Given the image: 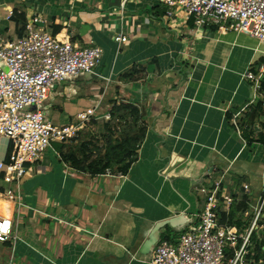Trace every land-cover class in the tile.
I'll use <instances>...</instances> for the list:
<instances>
[{"label": "crops", "instance_id": "0c3cea01", "mask_svg": "<svg viewBox=\"0 0 264 264\" xmlns=\"http://www.w3.org/2000/svg\"><path fill=\"white\" fill-rule=\"evenodd\" d=\"M164 13L158 0H0V34L10 39L40 16L53 35L102 50L97 76L53 86L43 107L51 124L73 122L101 100L105 109L133 104L145 127L126 175L77 173L53 145L18 186L0 171V217L11 219L17 233L0 243V264H152L156 246L180 238L221 176V191H238L233 207L247 197L252 212L244 217L261 204L264 94L246 74L264 85V43L209 26L184 57L182 37L194 38L193 21L182 17L174 31ZM119 34L128 41L116 43ZM257 102L261 111L250 122ZM9 150L0 136V162ZM255 232L264 235V209Z\"/></svg>", "mask_w": 264, "mask_h": 264}, {"label": "built area", "instance_id": "2783aa9c", "mask_svg": "<svg viewBox=\"0 0 264 264\" xmlns=\"http://www.w3.org/2000/svg\"><path fill=\"white\" fill-rule=\"evenodd\" d=\"M158 1L165 7L163 21L167 27L177 31L182 17L193 21L194 38L182 37L184 57L192 54L195 40L209 26L220 33L233 30L264 43V0ZM11 19L8 14L5 21ZM114 41L122 44L128 38L119 34ZM101 57L102 50L97 46L79 47L66 34L53 35L40 16L31 19L21 37L10 39L0 34V136L10 146L7 160L0 162V171L6 183L18 186L53 144L71 142L90 122L110 121V111L101 100L64 126L51 124L43 111L55 84L79 74L97 76ZM246 79L259 89L253 74H246ZM223 183L224 176L212 183L201 212L175 243L165 240L156 246L152 264H254L247 258L250 237L262 218L264 198L254 209L249 227L240 232L222 222V213H228L235 201L225 194L224 186L221 191ZM242 188L248 191L249 186ZM4 195L14 197L11 190ZM16 239L13 221L0 217V243Z\"/></svg>", "mask_w": 264, "mask_h": 264}, {"label": "trees", "instance_id": "16d2710c", "mask_svg": "<svg viewBox=\"0 0 264 264\" xmlns=\"http://www.w3.org/2000/svg\"><path fill=\"white\" fill-rule=\"evenodd\" d=\"M22 32L18 31V37L22 36ZM259 93L264 94V85L262 84L259 88ZM262 104L257 102L254 107V111L249 114L248 121L252 122L254 118V112L261 111ZM256 110V111H255ZM110 115L111 119L106 123L105 126L108 127L115 120L125 119L126 124L122 130L118 128L119 138H114V140L108 139L105 144L106 154L104 160L89 161L90 156L87 153H91L88 150L91 144H83L80 148L82 154L78 157L73 152V148L68 146V144H53L55 151L59 154L60 159L63 163L68 165L70 169L77 173L87 174L91 177H96L103 175L109 171L111 174H122L126 175L137 160V150L145 137V127L141 123L140 110L133 104L112 102L110 104ZM105 124V123H104ZM249 126V124H248ZM242 135L244 138L249 140L247 136L248 130L244 129V124L241 125ZM74 141V140H72ZM236 197V196H235ZM247 197H242V200L238 207H233L230 209L228 214L222 213V222L227 223L229 226H234L240 232H244L250 225L251 218L247 219L244 217V213L250 211V206L246 202ZM252 212V211H250ZM249 221V223L247 222ZM251 246L250 254L247 257L248 260L252 261L254 264H258L263 252L264 247V235L260 238L257 236V232L251 234ZM254 245V246H253ZM253 247V250H252ZM261 253V254H260Z\"/></svg>", "mask_w": 264, "mask_h": 264}, {"label": "rangeland", "instance_id": "374dc122", "mask_svg": "<svg viewBox=\"0 0 264 264\" xmlns=\"http://www.w3.org/2000/svg\"><path fill=\"white\" fill-rule=\"evenodd\" d=\"M106 123L107 122H102V121L90 122L85 127V129L78 134L77 138H75L74 141H71V143L69 142L70 144H68V146H71L73 148V152L75 153L76 156L78 157L82 156L80 152V148L85 143V144H91L90 147H88V150H90L91 153L86 154L87 156H90L89 161L92 162V161L104 160L106 154V149H105L106 141L108 139L114 140V138H119L120 134L118 128L121 130L123 128H126L125 119H121V120L117 119L112 124H109L108 127L105 126ZM107 172L110 173L109 171ZM230 194L231 197L235 198V196L237 197L238 195V191L234 189L230 191ZM241 196L242 195L240 194L238 197L240 198ZM222 204L225 203L222 202ZM224 214H228V213L226 212ZM249 218L250 217H248L247 219L249 220Z\"/></svg>", "mask_w": 264, "mask_h": 264}]
</instances>
